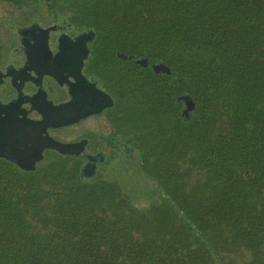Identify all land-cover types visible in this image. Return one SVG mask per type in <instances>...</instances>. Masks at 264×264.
<instances>
[{
	"label": "trees",
	"instance_id": "16d2710c",
	"mask_svg": "<svg viewBox=\"0 0 264 264\" xmlns=\"http://www.w3.org/2000/svg\"><path fill=\"white\" fill-rule=\"evenodd\" d=\"M76 1L103 46L170 66L155 113L182 94L196 111L183 123L178 103L176 129L146 136L143 171L167 200L157 206L135 208L116 181L67 162L24 172L0 161V264H208L213 239L253 241L264 231V0Z\"/></svg>",
	"mask_w": 264,
	"mask_h": 264
},
{
	"label": "flooded vegetation",
	"instance_id": "af4514ba",
	"mask_svg": "<svg viewBox=\"0 0 264 264\" xmlns=\"http://www.w3.org/2000/svg\"><path fill=\"white\" fill-rule=\"evenodd\" d=\"M43 1L53 14L51 23L18 28L20 46L0 47V161L20 168L27 157L21 151L37 150L31 153L40 159L37 169L67 162L94 180L117 152L124 165L144 173L148 132L161 139L178 124V96L165 114L155 113L150 101L160 97L161 83L168 85L174 72L158 73L153 66L161 61L103 46L95 28L82 29L59 15L55 4L63 1ZM133 101L144 102L145 112L130 106ZM91 119L106 124L97 129L98 139L82 134L83 123ZM57 142L67 151L57 149ZM49 154L56 158L49 162Z\"/></svg>",
	"mask_w": 264,
	"mask_h": 264
},
{
	"label": "rangeland",
	"instance_id": "374dc122",
	"mask_svg": "<svg viewBox=\"0 0 264 264\" xmlns=\"http://www.w3.org/2000/svg\"><path fill=\"white\" fill-rule=\"evenodd\" d=\"M58 1L64 2L63 5L55 4L58 6L57 9H61L59 15L67 18L70 17L71 21L74 24H79L78 26H80L82 29L88 27H93L96 29V27L93 25H85L81 17L75 15V12L77 11H74L72 7L70 8V6H68L69 4L73 5L75 2H77L76 0ZM51 16H53V14L52 12H49L47 4L44 3L43 0H0V47L20 46L19 35L17 31L18 28H26L30 26V24H33L37 21L43 25H48L51 23ZM261 17L262 25L264 27V13L261 14ZM102 43L104 42L102 41ZM114 43L115 41L110 40L111 45ZM161 63L164 62L161 61ZM168 81L171 82L170 79ZM143 103L144 102L141 101H133L130 103V106H138L139 111L141 107H143L142 111H144V106H141ZM183 109V105L179 104V115H181ZM105 126L106 124L104 121L96 122L92 119L85 121L82 126V134L88 138L94 137L98 139L100 134H98L97 129L102 130ZM93 130H95L96 133L93 132ZM157 138L158 137L155 136V138L149 139L148 142H150V140L155 141ZM54 158L56 157H54L52 154H49L48 161H53ZM67 160L68 162L72 163L71 159L67 158ZM122 162L123 159L121 155L117 152H114L110 162L100 169L95 179L116 181L120 186L121 192L129 198L131 205L138 209H144L151 205L157 206L164 203V201L167 202V200L164 199L165 193L161 192L158 185L159 183H157V181L146 176V174H144L141 170L133 167L132 164L127 163L126 166ZM180 164L181 163L178 162V166H180ZM43 168L44 167H39L37 170L41 171ZM181 168L182 167L178 168V180L183 183V176L184 181L188 182L190 180L189 176L191 174L181 171ZM182 194L187 193L183 192ZM174 213L177 214V212ZM243 234H246L247 236L246 232ZM214 237L215 235L211 233L210 238L212 239ZM213 240L216 242L215 248L208 245L209 250L212 253V256L207 259L208 264H264V231L263 233L257 235L253 241L242 238L241 240L233 239L236 242H231L229 241L230 239L226 241L225 236H221L220 239L216 238Z\"/></svg>",
	"mask_w": 264,
	"mask_h": 264
},
{
	"label": "water",
	"instance_id": "95a60500",
	"mask_svg": "<svg viewBox=\"0 0 264 264\" xmlns=\"http://www.w3.org/2000/svg\"><path fill=\"white\" fill-rule=\"evenodd\" d=\"M92 33V32H90ZM131 58H133V56H131ZM147 60H139L138 63H147ZM154 71L158 72V73H164V74H171V69L170 67H168L166 64L164 63H159L153 66ZM177 100L179 102H183L185 105V108L182 112V118L187 121L190 120L192 115H194L195 111H196V102L194 101L193 97L189 94H184L181 95L177 98ZM86 105H84L85 107ZM55 147L63 152H66V147L64 144H60L57 142V144L55 145ZM38 151L35 150L34 152L31 151H21V154L26 155L27 157L24 158L22 161H19L20 164H26V165H21L20 169L27 171V172H31V171H35L36 170V164L40 161V159L37 158H32L31 157V153L32 154H36ZM31 157V158H30ZM29 164V165H28ZM84 174L82 173V176Z\"/></svg>",
	"mask_w": 264,
	"mask_h": 264
}]
</instances>
